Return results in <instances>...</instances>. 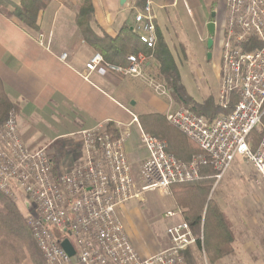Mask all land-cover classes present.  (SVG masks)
Instances as JSON below:
<instances>
[{
    "label": "built area",
    "instance_id": "obj_1",
    "mask_svg": "<svg viewBox=\"0 0 264 264\" xmlns=\"http://www.w3.org/2000/svg\"><path fill=\"white\" fill-rule=\"evenodd\" d=\"M227 13L218 105L228 109L236 95L234 108L212 120L186 107L166 114L201 149L190 161L176 158L166 141L144 133L148 157L139 179L135 178L125 149L126 134L115 139L107 125L99 124L77 133L82 157L57 173L50 146L29 145L15 111L0 127V191L16 201L28 200L26 217L44 264H188L185 252L198 238L182 218L181 208L164 215L176 221L166 230L170 246L142 258L126 232L120 207L148 191L170 194L171 185L198 178L206 165L217 171L218 183L237 159L249 162L264 182V134L257 147L252 137L264 117V0H227ZM156 18L152 2L134 17L132 29L149 48L158 41ZM61 59L66 60L67 54ZM146 60L138 52L120 66L106 63L102 54L95 53L86 69L143 79L156 94L168 97L167 86L146 75ZM66 240L74 247V255L62 246Z\"/></svg>",
    "mask_w": 264,
    "mask_h": 264
},
{
    "label": "crops",
    "instance_id": "obj_2",
    "mask_svg": "<svg viewBox=\"0 0 264 264\" xmlns=\"http://www.w3.org/2000/svg\"><path fill=\"white\" fill-rule=\"evenodd\" d=\"M13 1L20 3L21 0ZM137 1L93 0L94 20L89 27L99 35L104 32L116 37L124 24L133 26L135 12L131 8L138 7ZM147 1L153 4L157 31L169 47L173 38L168 16H178L179 5L183 10L181 15L192 20L196 30L200 28L202 19L196 17L192 6L203 5V0ZM80 2L52 0L40 14L37 30L0 11V78L8 96L16 103L22 137L32 147L50 146L57 173L81 159L83 153L76 141L77 133L99 124H111L120 135L126 134L125 149L139 179L141 166L148 157L142 142L145 132L139 114L166 115L179 104L170 95L156 94L143 79L114 71L104 75L87 71L86 64L99 52L86 40L88 26L79 19ZM216 6H221L225 13L227 0H218ZM207 13L205 11V15ZM143 53L147 57L146 75L157 79L150 74L158 64L156 59ZM63 54H67L66 60L61 59ZM218 68L219 79L220 63ZM189 94L197 100L191 91ZM132 101L136 104L132 105ZM231 168L224 177L227 182L215 199L231 221L236 241L233 252L219 264H264V182L253 168L258 176L253 184L228 183L229 178L233 180L235 176L242 179L240 172ZM172 201L166 211L180 208L173 198ZM168 245V236L164 233L155 253Z\"/></svg>",
    "mask_w": 264,
    "mask_h": 264
},
{
    "label": "trees",
    "instance_id": "obj_3",
    "mask_svg": "<svg viewBox=\"0 0 264 264\" xmlns=\"http://www.w3.org/2000/svg\"><path fill=\"white\" fill-rule=\"evenodd\" d=\"M52 0H0V11L6 16L17 17L32 29H39L40 14L47 9ZM218 0H214L213 6ZM79 19L87 28L86 40L104 57L106 63L124 66L130 54L140 51L153 56L157 61L154 73L164 77L169 95L180 106L186 107L195 114L206 116L212 120L220 113H227L234 108L237 101L232 95V103L228 109L209 102L201 104L188 92L182 82L179 70L164 37L159 31L158 42L154 48H149L132 29V25L124 24L116 37L107 33L99 35L91 26L94 20L93 0H81ZM251 49V48H250ZM234 99V100H233ZM16 103L8 96L4 83L0 78V127L3 126L13 111ZM144 132L156 136L168 143V151L182 161H190L201 153L199 146L173 126L166 115L157 112L139 114ZM264 125V117H263ZM107 130L113 138L120 137L119 131L111 124ZM253 132L255 147L259 145L261 136ZM217 171L211 165L203 166L198 178L171 185V196L178 207L182 209L183 219L187 221L198 238L194 248L185 252L188 264H199L193 256V250L204 249L209 264H219L231 254L236 241L235 229L229 218L222 211L219 203L211 196L216 183ZM203 236V241L201 237ZM193 251V252H192ZM197 252V251H196ZM43 252L36 242L33 231L19 203L0 191V264H44Z\"/></svg>",
    "mask_w": 264,
    "mask_h": 264
},
{
    "label": "rangeland",
    "instance_id": "obj_4",
    "mask_svg": "<svg viewBox=\"0 0 264 264\" xmlns=\"http://www.w3.org/2000/svg\"><path fill=\"white\" fill-rule=\"evenodd\" d=\"M212 1L213 0H203V5L198 4L192 6V10L196 17L202 19L199 22L200 28L197 30L192 20L181 15L183 12L181 5L176 9L179 13L178 16L174 18L168 16L173 38L172 46L169 47V49L179 70L182 82L186 86L188 92L191 91L197 98L196 101L201 104L213 102L218 105L222 67L224 63L223 51L228 13L227 9L224 13L221 6L211 5ZM147 3V0H139L136 2V5L138 7H143V5L145 6ZM205 3L209 4L206 8ZM138 7L131 8L133 13L135 12L136 14L139 10ZM205 11L208 12L206 15ZM213 11L216 12L215 17L211 16ZM210 22H215L216 24L214 45L211 50H209L207 46L208 39L210 38L208 30V23ZM209 51L212 52L211 59H208ZM219 63L221 65V71L218 79ZM150 74L156 77L153 68ZM157 80L166 85L164 77H157ZM180 107L183 106L177 105L176 109ZM263 129L264 125L262 123L257 133L262 134ZM232 168H236L237 172H240L242 179L238 180L235 176L233 180L229 178L228 183L249 185L253 184L254 180L258 177L252 165L245 159H239L238 163ZM134 176L135 178L137 177L136 174H134ZM224 177L220 182L215 183V188L211 193V196L214 198L219 195L220 190L227 182V178L224 179ZM260 183L262 184L263 182ZM21 200L19 199L17 202L22 212L27 215L25 201L23 199ZM172 203L171 190L170 194L155 190L145 192L139 198L133 199L120 207L119 214L125 225L126 232L142 258H148L156 254L157 247L163 239V234L166 233L170 225L176 222L164 217L167 212L166 210L172 206ZM169 246L170 241L166 248ZM194 247L195 246L191 248ZM193 251L192 255L195 256L194 259H196V261H199V264H209L203 248H201L200 251L197 248Z\"/></svg>",
    "mask_w": 264,
    "mask_h": 264
},
{
    "label": "water",
    "instance_id": "obj_5",
    "mask_svg": "<svg viewBox=\"0 0 264 264\" xmlns=\"http://www.w3.org/2000/svg\"><path fill=\"white\" fill-rule=\"evenodd\" d=\"M124 2H125V0H122V3H124ZM211 16L215 17L216 16V12L213 11ZM208 30H209L210 38L208 39L207 46H208V49L211 50L213 48V45H214V36H215V33H216V24H215V22L208 23ZM211 57H212V52L209 51L208 59H211ZM135 104H136V102L132 101V105H135ZM24 201H25L26 207H29L28 200L24 199ZM62 246L67 250V252L70 255H74L75 254V249H74V247L72 246V244L70 243L69 240L64 241L62 243Z\"/></svg>",
    "mask_w": 264,
    "mask_h": 264
}]
</instances>
